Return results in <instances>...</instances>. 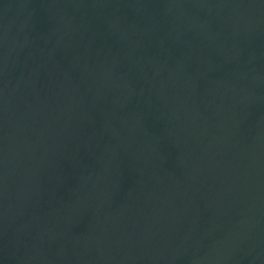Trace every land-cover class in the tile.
I'll return each mask as SVG.
<instances>
[{
	"label": "water",
	"instance_id": "obj_1",
	"mask_svg": "<svg viewBox=\"0 0 264 264\" xmlns=\"http://www.w3.org/2000/svg\"><path fill=\"white\" fill-rule=\"evenodd\" d=\"M0 264H264V0H0Z\"/></svg>",
	"mask_w": 264,
	"mask_h": 264
}]
</instances>
